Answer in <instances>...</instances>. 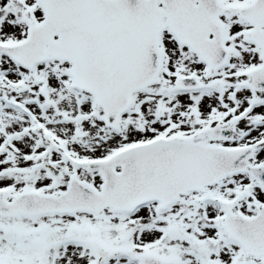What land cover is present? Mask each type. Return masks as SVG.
<instances>
[{
    "label": "snow or ice",
    "instance_id": "snow-or-ice-1",
    "mask_svg": "<svg viewBox=\"0 0 264 264\" xmlns=\"http://www.w3.org/2000/svg\"><path fill=\"white\" fill-rule=\"evenodd\" d=\"M0 264H264V0H0Z\"/></svg>",
    "mask_w": 264,
    "mask_h": 264
}]
</instances>
